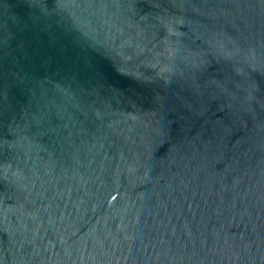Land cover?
Listing matches in <instances>:
<instances>
[{"label":"water","instance_id":"1","mask_svg":"<svg viewBox=\"0 0 264 264\" xmlns=\"http://www.w3.org/2000/svg\"><path fill=\"white\" fill-rule=\"evenodd\" d=\"M0 264H264V0H0Z\"/></svg>","mask_w":264,"mask_h":264}]
</instances>
